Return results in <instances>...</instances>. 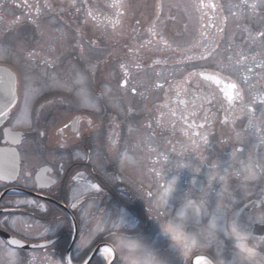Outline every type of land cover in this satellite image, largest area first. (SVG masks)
Masks as SVG:
<instances>
[{"label": "flooded vegetation", "instance_id": "obj_1", "mask_svg": "<svg viewBox=\"0 0 264 264\" xmlns=\"http://www.w3.org/2000/svg\"><path fill=\"white\" fill-rule=\"evenodd\" d=\"M243 1L242 5L234 0H228L226 5L217 0L199 3L202 14L224 24L220 40L218 26L210 25L207 39L213 45L208 42L207 45L212 50L211 54L217 52L219 46L226 56L235 48L252 52L244 70L229 74L204 71L228 77L237 83L244 97L243 102L238 101L235 110L226 113L227 103L224 107L219 103L222 94L217 93V100L209 104L207 84L201 77L193 76L181 85L185 88L177 95L176 102L179 104L168 106L173 111L185 113L187 119L179 122L180 131L175 133L179 147L149 148L147 158L126 159L133 155L126 143L108 144V113L103 95L106 86L104 71L113 60H108L105 53V35L116 36L119 25L115 28L108 26L107 14L101 10L95 13L98 4L95 0H28L33 6L31 12L23 6V0H10L16 7L7 9L9 14L0 27L4 35L8 32L11 35L0 39L3 38L9 50L14 51L12 44L22 47L16 49L20 56L17 64L13 63V58L6 57L0 65L15 73L19 69H28V75H34L35 79L26 83L20 78L24 77L16 73L18 101L7 117L0 119V151L6 156V162L0 165V177L4 176L0 179V233L28 246L50 239L54 247L47 249L48 255L65 252L75 255L78 245L83 255L101 244L112 245L116 231L113 225L119 219L117 209H120L137 217L139 222L131 219L127 222L130 230L156 247L168 264H193L194 257L201 253L196 251L187 257L180 256L160 235L159 223L171 219L186 199L204 200L208 215L199 220L193 217L189 222L190 231L199 233L222 200L231 204L234 197L239 201L236 207L240 208L249 200L256 199L264 189V172L261 169H264V141L261 140L264 137V116L260 111L264 107L261 105L264 99V67L256 66L264 61V48L252 51L253 38L264 32V0ZM123 4L120 18L124 26L126 11L129 16L132 14L127 9L131 6L130 0H123ZM252 4L257 5L255 9ZM226 8L234 12L242 11L245 18L251 17L246 25L241 24V33L226 30L227 21L223 12ZM89 11L96 16L95 20L87 15ZM252 14L255 16L252 17ZM151 15L153 20V7ZM33 19L38 26L32 23ZM123 26L118 33L121 38L128 34ZM75 27L83 30H76ZM129 27L128 37L133 39L147 31L140 27L137 29L133 22ZM25 53L36 55L28 60L24 57ZM210 55L206 53V58ZM249 67L251 72L247 71ZM245 75L248 76L247 81L243 79ZM122 84L126 86L124 81ZM188 86L200 92L199 95H195ZM82 91L87 93L88 101L94 107L84 104ZM186 93L195 100L188 101ZM181 100L185 103H180ZM76 120L79 123L73 126ZM209 120L211 126L202 125H209ZM250 122L254 127L250 126ZM65 124L69 127L64 128ZM238 124L243 126H236ZM6 131L14 134L6 139ZM117 135L120 136L118 132ZM173 155H193L195 159L177 160L173 159ZM13 159L15 175L10 176L8 168ZM252 166L257 174H251ZM221 176L223 180L218 178ZM44 177H48L49 182L44 183ZM209 177H215L211 183ZM173 181L166 209L159 206L158 201ZM91 183L99 185L100 190L84 192L83 189ZM76 190L82 193L80 203L76 209H71L69 204L75 202L73 193ZM29 200L36 203L30 204ZM39 204H44L45 208L42 210ZM65 213L71 215L66 217ZM249 213L250 210L242 213L239 221L257 235L264 234V225L249 223ZM197 221L200 222L198 227ZM58 223L61 227L56 228ZM46 227L54 231L42 236ZM9 252H14L15 257H10ZM45 254L44 249H14L0 237V263L46 264L43 259ZM205 254L216 258L214 248L208 249ZM223 257L233 259L231 241H225ZM73 264L78 262L74 260ZM79 264L83 262L79 261ZM95 264H102L99 257H96Z\"/></svg>", "mask_w": 264, "mask_h": 264}, {"label": "rangeland", "instance_id": "obj_2", "mask_svg": "<svg viewBox=\"0 0 264 264\" xmlns=\"http://www.w3.org/2000/svg\"><path fill=\"white\" fill-rule=\"evenodd\" d=\"M95 1L98 3L95 7V13L98 10L105 12L108 26L112 25L110 21L116 19L121 21L120 24H116L119 25L116 28V36H112L110 33L105 35V53L108 60L113 59L108 63V69L104 71L106 86L103 95L108 113V144L109 135L119 131L120 136L116 142L126 143L127 148L133 151L132 157L129 155L126 159L147 158L149 148L167 147L172 149L179 147V139L175 133L180 131L181 124L179 122L187 121V119L185 113L173 111L168 106L175 103L179 104V102H176L177 95L182 93L183 88H185H181V85L190 77L191 80L193 73L209 71L229 74L233 71L244 70L252 52L235 48L234 51L229 53L230 55L226 56L221 51L222 48H218L217 51L220 49L219 52L215 51L216 53L213 52L214 54L212 53L207 58L199 59L198 53L201 51L206 53L212 51L206 41L210 25H217L218 29H220V25L213 19L208 21V17H206L203 28L205 43L202 42L203 18L198 0H156V10L158 1L161 2L157 21L144 35L136 39L128 37L129 30H131L129 24L131 22L136 23L138 29L144 22L150 21L155 0H130L131 6H127V9L132 15L129 16L126 11L124 26L121 18H117L116 10L110 6L113 0ZM217 1L224 5L228 2V0ZM234 2L239 5L244 3L243 0H234ZM11 5L10 0H3L0 3V23L4 22L9 14L7 9L16 7ZM123 10L124 7L121 12ZM223 12L228 21V24L225 23L229 27L228 32L237 30L241 33V24L246 25V22L251 20V17L245 18L242 11L234 12L226 8ZM23 13L24 10L21 14ZM234 15L237 16L234 17ZM254 16L255 14H252V17ZM122 26L128 32L123 38H121L122 36L118 37ZM75 29L83 30L77 27ZM7 34L11 35L9 32L5 35ZM5 35L4 30L0 27V37L4 38ZM96 37H98V34H96ZM3 38L0 39V44L5 45ZM110 40L115 44H112ZM149 41L150 43H148ZM252 41H254L253 52H258L264 48V36L257 35ZM208 43L213 45L211 40ZM142 45L143 47H141ZM12 46L14 51L7 48V52L0 53V62L6 61V57H11L13 63H18L20 56L16 49L22 47V45L12 44ZM24 57L28 60L31 59L28 53H25ZM121 64L124 65L123 69L120 67ZM125 72H127V76H125ZM16 73L22 75L24 78H20L24 79L26 83H31L35 79L34 75H28V69H19L16 70ZM124 79L127 80L125 87L122 84ZM133 88H135V91H132ZM188 89L192 88L188 86ZM192 91L195 92V95L200 93L194 89ZM186 96L189 97L188 101L195 100L189 93H186ZM180 114L181 118H179ZM209 122V125L206 123H202V125L211 126V121L209 120ZM236 126L243 125L238 124ZM173 159L192 161L195 156L178 157L173 155ZM251 174H257V170L253 166Z\"/></svg>", "mask_w": 264, "mask_h": 264}, {"label": "clouds", "instance_id": "obj_3", "mask_svg": "<svg viewBox=\"0 0 264 264\" xmlns=\"http://www.w3.org/2000/svg\"><path fill=\"white\" fill-rule=\"evenodd\" d=\"M214 178L209 177V182ZM172 191L173 187L167 194V200ZM238 203L234 197L231 204H225L222 200L207 219L202 233H197L189 230V222L193 217L199 220L203 215H208L204 212L205 201L186 199L171 219L159 223L160 235L182 257H186V252L190 254L196 251L205 255L208 249L214 248L216 258L206 254L203 264H233V261L235 264H264V234L257 235L239 221ZM234 216L237 219L234 220ZM248 221L252 225H264V206H258L251 212ZM113 227L116 231L111 246L119 255L120 264H168L156 247L130 230L127 222L118 219ZM226 240L231 241L232 260L223 257Z\"/></svg>", "mask_w": 264, "mask_h": 264}, {"label": "snow or ice", "instance_id": "obj_4", "mask_svg": "<svg viewBox=\"0 0 264 264\" xmlns=\"http://www.w3.org/2000/svg\"><path fill=\"white\" fill-rule=\"evenodd\" d=\"M23 6L26 7L27 9H29V12H31L32 9V5L28 3V0H23ZM46 7H50L49 5H45ZM112 8H114L116 10V16L117 18H119L122 15L121 9L124 7L123 4V0H113L112 4L110 5ZM205 7H216V5H204ZM256 4H252L251 7L253 9L256 8ZM36 12L37 14H39L40 9L37 6L36 7ZM89 17H92L93 20L96 19V16L93 14L92 11H89L87 14ZM120 21L119 19H116L115 21H110V23L112 24L113 28H115L116 24H118ZM32 23L37 24L38 23L35 19L32 20ZM222 31V30H221ZM203 35V33H202ZM260 36H264V32H260L259 33ZM93 44H95V41H92ZM150 43V41L148 42ZM143 47V45L141 46ZM198 47V46H197ZM8 49L5 45L0 44V53H5L7 52ZM211 53H208V55H210ZM30 57L36 55L35 53H29L28 54ZM198 56L200 59H205L206 55L205 52L201 51L200 53H198ZM191 59V57H189ZM45 63H50V61H44ZM257 67H264V61H262L261 63L256 65ZM122 69L124 68V65L121 64L120 66ZM248 72L252 71V68L249 67L247 69ZM193 76H199L202 78V80L207 84V87L209 89V93H210V98L208 99V103L211 104L214 100H217V93L222 94V99L219 100L220 106L224 107L225 102L227 103V107L225 108V112L227 113L229 110H235L234 106L235 104L239 101V102H243L244 97L241 95L240 89L238 88L237 83L233 82L230 78L228 77H224L221 76L219 74H209V73H204V72H200V73H193ZM125 76H127V72H125ZM243 79L245 81L248 80V76L245 75L243 77ZM124 83H127V80L124 81ZM132 91H135V88L132 89ZM81 95L83 96V102L85 105L90 106V107H94V105H91L88 101V97H87V93L83 92L81 93ZM17 102V92H16V80L15 78L11 77V75L9 74V76L7 78L4 77H0V118H4L7 117L9 110L16 104ZM180 103H185V101L181 100ZM27 104H28V97L26 95L25 98V119L27 118ZM261 105H264V99L261 100ZM43 107V106H42ZM243 109H241L242 111ZM261 111V115L264 116V107H262L260 109ZM207 119V116L205 117ZM225 120H228V117H225ZM79 120L74 121L73 126H75V124H78ZM89 124H91V121H89ZM250 126L254 127V125H251L250 122ZM69 125L65 124L64 128H68ZM202 127V125H201ZM63 128L60 129V132H63ZM258 131V130H257ZM77 136L79 135V132L76 133ZM253 134V133H250ZM41 136L44 135V133H40ZM239 135V134H237ZM261 140L264 141V137H261ZM61 147H64L63 144L60 145ZM15 159L12 160V162L9 165L8 168V175L10 176H14L15 175ZM213 167H216V165H213ZM264 171V170H262ZM238 175L240 174L239 172L237 173ZM220 180H223L224 177H218ZM245 179H248V177H245ZM49 182V178L48 177H44V183ZM175 181L171 182L169 184V186L167 188L164 189L163 194L161 195L158 203L159 206L164 207V208H168V200H167V194L168 192L171 190L172 184H174ZM89 189H93L96 191H99V185L95 184V183H91L89 184L87 187H85L83 189L84 192L88 191ZM223 194V193H222ZM81 191L80 190H76L73 193V199L75 200V202L70 203L69 207L71 209H76L77 206L80 203V199H81ZM30 204H35L36 201L34 200H29L27 201ZM42 210L45 208L44 204H39L38 205ZM258 206H264V189L261 190V193L258 194L257 198L254 200H249L247 203H244L240 208H239V213H238V217H240L242 215V213L244 212H249L250 213L255 211ZM205 214H207V209H204ZM249 213V215H250ZM117 214L119 216V219H122L125 222H128L130 219L134 220V221H138L137 217L131 215L130 213H126L123 210L117 209ZM71 215V213H65V216H69ZM248 215V217H249ZM233 219H237V217H233ZM139 222V221H138ZM199 221L196 222V226H199ZM135 226V225H132ZM56 228L61 227V225L58 223L55 225ZM50 231H54L53 228H44L43 232L41 233V235H46L48 232ZM199 233H202V229L199 230ZM256 238V237H254ZM9 243L11 244H15V245H19L20 241L18 240H11ZM34 247L40 248V249H44L46 254L43 257L44 261L46 262V264H73V261L76 260L79 264V261H82L83 264H95L96 261V257L100 258V261L102 262V264H120V258L119 255L115 252V250L113 249V247L111 245H109L108 243H104L101 244L97 249L92 250L90 252H85L83 255H81L80 253V246H77V252L75 255H69L67 254V252H65L64 254H60L57 255L55 253H53L52 255H48L47 254V249L49 247H54V245L52 244V241L50 239L46 240L45 243L39 244V245H35ZM189 255L188 252L185 253V256L187 257ZM206 255V254H205ZM205 255H196L194 257L193 260V264H203V261L205 260ZM9 256L14 258L15 257V253L14 252H9ZM233 264H235V262L233 261Z\"/></svg>", "mask_w": 264, "mask_h": 264}, {"label": "water", "instance_id": "obj_5", "mask_svg": "<svg viewBox=\"0 0 264 264\" xmlns=\"http://www.w3.org/2000/svg\"><path fill=\"white\" fill-rule=\"evenodd\" d=\"M9 74L11 75V77L14 78V76H13L10 72H8V71L5 70V69L0 68V77L7 78V77L9 76ZM13 107H14V106H13ZM13 107H12V108H13ZM12 108H11V109H12ZM11 109H10V110H11ZM10 110H9V111H10ZM0 119H1V118H0ZM2 119H3V118H2ZM10 136H11L10 132L7 131V132L5 133V137H6V139H9ZM114 139H115V136L113 137L112 142L114 141ZM4 161H6V157H4L3 154H2V151H0V163H2V162H4ZM28 248H31V247H28Z\"/></svg>", "mask_w": 264, "mask_h": 264}]
</instances>
